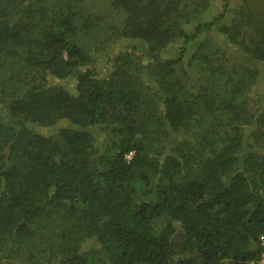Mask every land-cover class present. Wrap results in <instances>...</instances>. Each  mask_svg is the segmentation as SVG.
Segmentation results:
<instances>
[{
  "label": "trees",
  "instance_id": "16d2710c",
  "mask_svg": "<svg viewBox=\"0 0 264 264\" xmlns=\"http://www.w3.org/2000/svg\"><path fill=\"white\" fill-rule=\"evenodd\" d=\"M229 4L0 0V264H259L264 16Z\"/></svg>",
  "mask_w": 264,
  "mask_h": 264
},
{
  "label": "rangeland",
  "instance_id": "374dc122",
  "mask_svg": "<svg viewBox=\"0 0 264 264\" xmlns=\"http://www.w3.org/2000/svg\"><path fill=\"white\" fill-rule=\"evenodd\" d=\"M110 3H111V0H87L88 5H92L100 11L110 10ZM222 3H223V0H210V7L204 14L203 19H208V18L210 19L214 17L222 9L221 8ZM244 12L245 13L253 12L254 14L258 16H264V0H230V4L226 12V15L220 20L219 24H227L231 26L238 25V24L243 25L244 20L242 17L243 15L242 13ZM193 26H194V21H192L191 25H189L188 28L193 29ZM128 45L139 46L140 48H138L136 52L141 53V48L143 45L142 42L137 41V40H120L113 47H111L112 50L108 49L109 53L102 52L95 56L92 67L98 73L99 76L107 77L109 75L108 74L110 72V63L108 61L109 55L114 56L119 51L118 49H120L121 47H126ZM197 45H198V41H193V42L191 41L187 45L188 56H191L193 54ZM178 46H179L178 43H173L167 49L166 54L167 55L176 54L178 50ZM114 47L115 49H113ZM227 51L229 53V56L233 60L238 59V57L239 58L243 57V55L240 52V49H238L237 46L235 45L229 44V42H227ZM247 64H249L248 61H247ZM73 86H74L73 83L68 84V87L71 89L73 88ZM260 88L261 86L259 87V89ZM38 130L46 134L49 128L45 126H38ZM90 245H91V240L84 243L83 245L84 250L90 247ZM0 249H1L0 254L2 257L10 255V248L0 247ZM3 259L6 260V258H3Z\"/></svg>",
  "mask_w": 264,
  "mask_h": 264
},
{
  "label": "built area",
  "instance_id": "2783aa9c",
  "mask_svg": "<svg viewBox=\"0 0 264 264\" xmlns=\"http://www.w3.org/2000/svg\"><path fill=\"white\" fill-rule=\"evenodd\" d=\"M130 157H131V154L128 155V158H130ZM263 243H264V239H263ZM259 264H264V254H263V258H262V260L259 262Z\"/></svg>",
  "mask_w": 264,
  "mask_h": 264
}]
</instances>
